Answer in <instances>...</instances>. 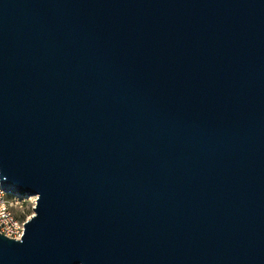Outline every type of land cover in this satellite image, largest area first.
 Returning a JSON list of instances; mask_svg holds the SVG:
<instances>
[{
  "label": "water",
  "instance_id": "obj_1",
  "mask_svg": "<svg viewBox=\"0 0 264 264\" xmlns=\"http://www.w3.org/2000/svg\"><path fill=\"white\" fill-rule=\"evenodd\" d=\"M0 179V264H264V0H0Z\"/></svg>",
  "mask_w": 264,
  "mask_h": 264
},
{
  "label": "built area",
  "instance_id": "obj_2",
  "mask_svg": "<svg viewBox=\"0 0 264 264\" xmlns=\"http://www.w3.org/2000/svg\"><path fill=\"white\" fill-rule=\"evenodd\" d=\"M20 199L11 196L1 188L0 179V233L10 238L19 239L24 234L25 221H22L13 210Z\"/></svg>",
  "mask_w": 264,
  "mask_h": 264
},
{
  "label": "rangeland",
  "instance_id": "obj_3",
  "mask_svg": "<svg viewBox=\"0 0 264 264\" xmlns=\"http://www.w3.org/2000/svg\"><path fill=\"white\" fill-rule=\"evenodd\" d=\"M35 203V197L25 196L24 198L20 199V203L13 207V210L22 221H26L34 214Z\"/></svg>",
  "mask_w": 264,
  "mask_h": 264
},
{
  "label": "snow or ice",
  "instance_id": "obj_4",
  "mask_svg": "<svg viewBox=\"0 0 264 264\" xmlns=\"http://www.w3.org/2000/svg\"><path fill=\"white\" fill-rule=\"evenodd\" d=\"M17 239H19V237H17Z\"/></svg>",
  "mask_w": 264,
  "mask_h": 264
},
{
  "label": "trees",
  "instance_id": "obj_5",
  "mask_svg": "<svg viewBox=\"0 0 264 264\" xmlns=\"http://www.w3.org/2000/svg\"><path fill=\"white\" fill-rule=\"evenodd\" d=\"M19 217V216H18Z\"/></svg>",
  "mask_w": 264,
  "mask_h": 264
}]
</instances>
